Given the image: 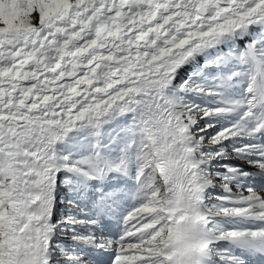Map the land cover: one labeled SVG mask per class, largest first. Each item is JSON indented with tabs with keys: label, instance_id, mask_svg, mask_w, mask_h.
<instances>
[{
	"label": "snow or ice",
	"instance_id": "1",
	"mask_svg": "<svg viewBox=\"0 0 264 264\" xmlns=\"http://www.w3.org/2000/svg\"><path fill=\"white\" fill-rule=\"evenodd\" d=\"M0 264H264V0H0Z\"/></svg>",
	"mask_w": 264,
	"mask_h": 264
}]
</instances>
